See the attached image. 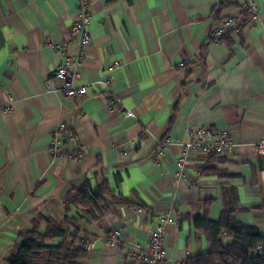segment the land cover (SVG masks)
<instances>
[{"label":"crops","instance_id":"crops-1","mask_svg":"<svg viewBox=\"0 0 264 264\" xmlns=\"http://www.w3.org/2000/svg\"><path fill=\"white\" fill-rule=\"evenodd\" d=\"M78 2L0 0V105L13 106L0 113V264H8L19 232L34 226L44 233L46 218L61 221L64 199L86 179L105 181L112 194L144 209L128 222L116 205L99 221H79L78 236L93 241L86 264H132L128 244L146 250L159 229L164 264L207 253L200 226L219 220L224 201L236 203L237 222L264 239V154L253 150L264 135V0H88L91 39L75 66ZM250 5L256 20L249 23V11L240 22L241 6ZM224 18L234 24L224 40L210 41ZM51 43H65L70 55ZM66 58L76 82L90 87L86 94L68 98L58 90L53 71ZM200 127L224 130L236 147L229 155L190 154L178 167L177 145ZM84 212L68 206L66 216ZM158 212L172 221L162 223ZM114 229L122 236L108 246Z\"/></svg>","mask_w":264,"mask_h":264},{"label":"trees","instance_id":"trees-1","mask_svg":"<svg viewBox=\"0 0 264 264\" xmlns=\"http://www.w3.org/2000/svg\"><path fill=\"white\" fill-rule=\"evenodd\" d=\"M219 8L221 5L214 8L215 16L218 15ZM241 10L245 18L240 22H245L250 8L241 6ZM226 34L209 39L219 42L224 40ZM182 65L185 66V63ZM63 202L65 210L62 220L46 218L44 233H39L34 226L27 231L19 232L20 241L8 259V264H86L88 254L83 247V241L87 238L78 236L82 232L78 222L82 220L96 222L102 218L104 211L114 205L117 207L132 205L122 197L112 194L105 181L92 186L88 179L71 190ZM75 205L84 208V216L68 218L66 216L68 206ZM236 205L224 201V209L217 222L202 220L200 229L208 233L206 236L211 243V249L207 253L188 257L181 264H264V252L257 249L259 245L264 247V239L256 229L244 227L237 222ZM69 225L73 230L68 232ZM222 231L225 236H222ZM223 239L228 243H224Z\"/></svg>","mask_w":264,"mask_h":264},{"label":"built area","instance_id":"built-area-1","mask_svg":"<svg viewBox=\"0 0 264 264\" xmlns=\"http://www.w3.org/2000/svg\"><path fill=\"white\" fill-rule=\"evenodd\" d=\"M250 19L249 23H253L256 18V7L250 5ZM91 18L90 5L88 0H79L76 18L72 24L71 36L76 37L77 49L73 54V64L75 66H80L85 56L86 49L90 43V32H89V21ZM234 21L230 18H224L220 23L214 25L211 28L210 36L219 37L226 30H228ZM264 43V42H263ZM50 47L56 52L66 53L68 56L69 48L65 47V43L62 44H50ZM65 51V52H62ZM68 58L64 64H60L54 71L53 77L60 82L58 90L62 92L66 97L72 98L75 96H81L86 94L90 87L84 84H78L76 82L78 78V73L74 70L68 69L69 66ZM183 63H181L182 65ZM103 84L107 87L110 86V80L104 79ZM112 98L109 99V103H112ZM13 111L12 104L0 105V113L8 114ZM124 117L132 118L133 115L129 111L124 112ZM171 142L169 137H166L162 143H160L156 151L160 154L164 152L165 145ZM236 147L233 138L224 130L218 131L210 127H200L193 131L191 140L177 145L178 148V158L177 166L182 167L190 154H195L197 152H203L206 154L215 153L220 155H229L233 152ZM253 150L259 155L264 154V135L261 136L254 144ZM53 155H58L60 149L53 145L50 149ZM80 153V151H79ZM119 213L122 217L123 222L130 221L128 215L134 216L139 215L144 212V209L138 206L131 205L129 207L119 206ZM158 218L162 223H167L172 221V216L166 212H158ZM164 235L165 232L161 229L152 231L149 234L148 246L144 250L142 245L139 243L128 244V259L132 264H164L166 259L165 249H164ZM122 236V232L118 229H114L109 232L104 240L108 246H117L119 240ZM83 247L90 250L93 247V241L85 239L83 241ZM257 249L264 252V247L259 245Z\"/></svg>","mask_w":264,"mask_h":264},{"label":"rangeland","instance_id":"rangeland-1","mask_svg":"<svg viewBox=\"0 0 264 264\" xmlns=\"http://www.w3.org/2000/svg\"><path fill=\"white\" fill-rule=\"evenodd\" d=\"M256 143V142H255ZM255 152V151H254ZM257 154V153H256ZM259 155V154H258ZM181 264V263H180Z\"/></svg>","mask_w":264,"mask_h":264}]
</instances>
